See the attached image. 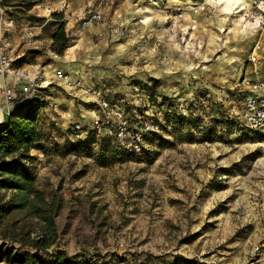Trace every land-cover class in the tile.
I'll use <instances>...</instances> for the list:
<instances>
[{
    "label": "rangeland",
    "instance_id": "obj_1",
    "mask_svg": "<svg viewBox=\"0 0 264 264\" xmlns=\"http://www.w3.org/2000/svg\"><path fill=\"white\" fill-rule=\"evenodd\" d=\"M204 1L96 0L110 65L91 85L159 131L133 156L106 134L71 138L75 122L89 127L100 110L87 99L68 118L42 122L32 166L44 200L60 204L57 243L32 245L43 223L29 205L0 222L1 249H63L101 264H264V135L242 118L264 0H214L216 12L194 15ZM260 57L264 80V44ZM16 195L0 191V204ZM10 258L0 264H19Z\"/></svg>",
    "mask_w": 264,
    "mask_h": 264
},
{
    "label": "crops",
    "instance_id": "obj_2",
    "mask_svg": "<svg viewBox=\"0 0 264 264\" xmlns=\"http://www.w3.org/2000/svg\"><path fill=\"white\" fill-rule=\"evenodd\" d=\"M67 3V7L62 10L66 19V31L70 37L75 38L76 42L63 55H58L52 50V34L55 27L48 23L52 12L61 11V0H41L29 12L39 17H46L47 20L43 24L26 18L10 23L9 17L2 12L0 6V40L5 44L6 53L15 59L14 66L25 69L33 78L39 73L48 84V87L40 90L38 94V98L47 103L40 116L41 124L44 121L68 118L79 110L78 101L81 98L76 92L65 88L63 83L57 79L58 71L66 72L73 79H81L90 85L101 82L102 76L109 75L104 74L109 71L107 66L110 64L107 61H110V56L104 54L103 43L105 38L108 40L109 31L101 22L88 28H83L79 22L88 5H96V0H68ZM5 86L14 88L17 95L10 110L2 103L1 91ZM57 87H62L66 92L55 90ZM24 89L26 85L11 75H0L2 120L8 118L12 109L22 108L28 103L29 97ZM92 99L86 101L96 104L94 98Z\"/></svg>",
    "mask_w": 264,
    "mask_h": 264
},
{
    "label": "trees",
    "instance_id": "obj_3",
    "mask_svg": "<svg viewBox=\"0 0 264 264\" xmlns=\"http://www.w3.org/2000/svg\"><path fill=\"white\" fill-rule=\"evenodd\" d=\"M39 3L40 0H0L4 14L14 23L26 18L43 24L47 20L46 17L29 14V11ZM20 12L24 16H17V13ZM48 23L55 27L52 34V50L58 55H63L71 43L70 36L66 31L64 13L61 11L52 12ZM46 105L47 103L38 97L31 98L24 107L12 109L8 118L0 124V191L17 192L15 198H10L0 204V222L9 213L31 205L33 214L37 215L43 223L38 237L32 242L37 250H47L56 245L58 233L55 218L60 211V204L57 201L46 202L42 193L35 187L37 176L32 166V160H34L32 150L43 148L40 116ZM84 141L86 139L79 140L77 143ZM124 152L132 155L125 150ZM31 195H33L32 198ZM21 235L25 237L29 233L22 232ZM13 253V248L8 247L5 251L0 248V258L11 256L10 259L19 264H101L92 258L70 257L63 249H57L46 256H39L36 253L30 255Z\"/></svg>",
    "mask_w": 264,
    "mask_h": 264
},
{
    "label": "built area",
    "instance_id": "obj_4",
    "mask_svg": "<svg viewBox=\"0 0 264 264\" xmlns=\"http://www.w3.org/2000/svg\"><path fill=\"white\" fill-rule=\"evenodd\" d=\"M67 2L68 0H61V12L67 7ZM218 7L219 4L216 1L205 0L202 3L193 5L191 11L194 15H198L211 9L216 12ZM178 16L182 17L183 14L179 13ZM104 19V12L96 5L89 4L85 14L79 19V22L83 28H88L96 23L102 22ZM9 21L10 23H14L13 20ZM262 30V39L256 42L252 52L248 56V60L254 65V73L257 77L255 80L246 81L248 90L244 97L242 118L249 128L264 135V80L259 77V64L261 63L260 50L264 44V21ZM14 61L15 59L6 53L5 44L0 40V75H11L20 83L25 84L26 89L24 91L27 92L29 99L38 97L40 90L48 87L47 82L41 78L39 73L33 78L25 69L16 68ZM56 77L63 83L65 88L76 92L82 100H93L92 98H94V101L100 108L99 112L90 121L89 127L83 122H75L72 125L71 138L74 141L83 140L89 131H94L98 134H106L114 137L120 146L132 155L140 156L144 154L147 149L148 135L159 131L157 124H150L148 122L139 124L133 122L123 108L111 105L106 98L101 96L100 91L92 85L85 83L81 79L75 80L66 72L58 71ZM1 95L2 103L10 110L17 97L15 89L5 86L1 91Z\"/></svg>",
    "mask_w": 264,
    "mask_h": 264
},
{
    "label": "bare ground",
    "instance_id": "obj_5",
    "mask_svg": "<svg viewBox=\"0 0 264 264\" xmlns=\"http://www.w3.org/2000/svg\"><path fill=\"white\" fill-rule=\"evenodd\" d=\"M0 113H1V110H0ZM0 120H2V116L0 115Z\"/></svg>",
    "mask_w": 264,
    "mask_h": 264
},
{
    "label": "water",
    "instance_id": "obj_6",
    "mask_svg": "<svg viewBox=\"0 0 264 264\" xmlns=\"http://www.w3.org/2000/svg\"><path fill=\"white\" fill-rule=\"evenodd\" d=\"M4 120H0V124L3 122Z\"/></svg>",
    "mask_w": 264,
    "mask_h": 264
}]
</instances>
